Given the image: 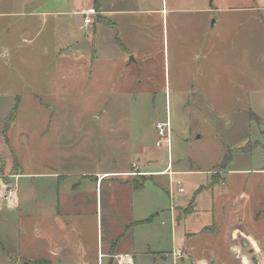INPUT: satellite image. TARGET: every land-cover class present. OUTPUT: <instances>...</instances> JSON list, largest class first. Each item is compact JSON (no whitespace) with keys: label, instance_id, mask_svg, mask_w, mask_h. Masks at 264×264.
<instances>
[{"label":"rangeland","instance_id":"obj_1","mask_svg":"<svg viewBox=\"0 0 264 264\" xmlns=\"http://www.w3.org/2000/svg\"><path fill=\"white\" fill-rule=\"evenodd\" d=\"M122 2L124 11L137 14L109 17L116 27L98 19L96 35L90 27L77 37L86 50L62 60L48 36L30 46L20 23L6 33V22L0 21L3 202L5 190L6 195L17 194L15 179L21 169L26 175L20 187L26 193L32 175H45L44 167L52 160L70 158L72 164L59 168L73 172L96 167L110 171L127 161L132 164L131 153L143 146L159 156L151 170L164 169L168 155L155 146L157 122L171 123L174 170L192 169L172 183L168 191L176 189L173 199L147 182L153 202L163 210L178 204L179 184L188 187L189 195L193 187L206 183L207 171L212 181L221 182L225 166L217 163L226 155L225 146L235 148L249 140L264 144V29L252 0H213L212 6L210 0ZM36 27L32 23V33ZM58 129L65 133V156L56 139ZM95 159L103 165H85ZM262 160L264 151L257 156L233 154L229 169L256 167ZM141 173L138 169L122 178V184L141 187L147 178ZM145 194L136 198V209L151 199ZM204 195L200 197L205 200ZM26 226L30 233L6 242L13 249L20 247L24 257L36 256L45 246L36 239L34 225L19 230L25 232ZM26 263L33 261L21 262Z\"/></svg>","mask_w":264,"mask_h":264},{"label":"crops","instance_id":"obj_2","mask_svg":"<svg viewBox=\"0 0 264 264\" xmlns=\"http://www.w3.org/2000/svg\"><path fill=\"white\" fill-rule=\"evenodd\" d=\"M252 1V10L264 29V0ZM122 4V0H0V21L6 22V33L20 23L30 46L48 36L62 60L86 50L84 40L77 38L85 29L81 12L91 8L97 12L90 28L96 35L98 19L116 27L109 17L137 14L124 11ZM32 23L37 24L34 33ZM78 57L73 56L75 60ZM249 117L263 120L259 116ZM57 133L59 150L65 156V133L60 129ZM251 142L256 144L249 140L235 148L225 146L223 161H229L217 163L225 166L221 182L212 181L207 171L205 184L193 187L189 195L188 187L184 193H178V204L167 210L153 202L147 182L170 196L172 183L176 185V179L192 169L174 170L165 148H159L168 155L166 166L160 171L151 170L158 165L159 156L143 146L136 153L133 151L131 158L128 156L132 164L124 160L125 166L110 171L96 167L93 171L73 172L59 168L72 164L70 158L63 162L52 160L44 167L45 175H32L33 182L26 185V193L20 187V179L26 175L21 169L15 179L18 188L12 201L5 203L0 197V264H21L22 260H46L50 264H264V209L260 211L264 206V163L229 169L233 154L257 156L264 151L262 142ZM89 163L103 165L98 159L85 165ZM138 169L147 177L141 187L122 184V178L133 176ZM144 194L151 195V199L136 209V198ZM202 194L206 201L200 197ZM181 209L188 213L181 214ZM16 224L17 229L12 230ZM24 225H34L36 239L45 246L36 256L24 257L20 247L13 249L7 245L9 237L18 241L21 233L31 232L28 226L25 232L20 231ZM178 250L184 253V259L173 257Z\"/></svg>","mask_w":264,"mask_h":264},{"label":"built area","instance_id":"obj_3","mask_svg":"<svg viewBox=\"0 0 264 264\" xmlns=\"http://www.w3.org/2000/svg\"><path fill=\"white\" fill-rule=\"evenodd\" d=\"M82 17L84 18V28L85 30H88L94 23V16L97 15V12L95 11L94 8H91L90 10H87L85 12H81ZM155 129H156V137H158L156 141V146L158 148H165L167 152L169 153V156L171 155V123L170 122H157L155 124ZM169 169H171L170 165V159H169ZM168 172V171H167ZM178 193H184V188L179 184V188L177 189ZM174 193V192H173ZM169 194L170 198L173 199L174 195ZM3 199L4 201L10 202L16 195L14 191H10L6 195V190L5 192H2ZM184 253L180 250L174 252L173 257L177 259H184Z\"/></svg>","mask_w":264,"mask_h":264},{"label":"trees","instance_id":"obj_4","mask_svg":"<svg viewBox=\"0 0 264 264\" xmlns=\"http://www.w3.org/2000/svg\"><path fill=\"white\" fill-rule=\"evenodd\" d=\"M228 158H225V160L223 161V163H228ZM26 264H50V262L46 261V260H38L37 262L34 261L33 263H26Z\"/></svg>","mask_w":264,"mask_h":264},{"label":"water","instance_id":"obj_5","mask_svg":"<svg viewBox=\"0 0 264 264\" xmlns=\"http://www.w3.org/2000/svg\"><path fill=\"white\" fill-rule=\"evenodd\" d=\"M212 3H213V0H210V6H212ZM213 24H214V21L212 23V26H213ZM132 61H133V57L130 58V62H132ZM8 128H9V125L6 127L5 130H7ZM199 139H200V137H199Z\"/></svg>","mask_w":264,"mask_h":264}]
</instances>
